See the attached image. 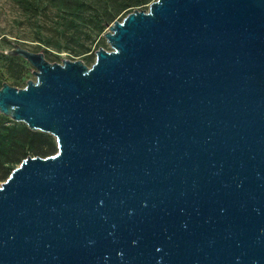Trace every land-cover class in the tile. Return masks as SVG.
<instances>
[{
    "label": "water",
    "instance_id": "95a60500",
    "mask_svg": "<svg viewBox=\"0 0 264 264\" xmlns=\"http://www.w3.org/2000/svg\"><path fill=\"white\" fill-rule=\"evenodd\" d=\"M96 60L16 44L0 112L50 132L0 184V264H264V0H153Z\"/></svg>",
    "mask_w": 264,
    "mask_h": 264
},
{
    "label": "rangeland",
    "instance_id": "374dc122",
    "mask_svg": "<svg viewBox=\"0 0 264 264\" xmlns=\"http://www.w3.org/2000/svg\"><path fill=\"white\" fill-rule=\"evenodd\" d=\"M133 1L0 0V87L4 82L23 87L28 79H36V68L26 58L8 53L16 44L44 52L50 61L82 59L92 65L99 47L111 49L104 36L107 23L122 20L135 8H149L150 2L131 5ZM11 56L16 58L11 60ZM29 130L33 131L27 123L0 112V184L27 153L36 155L31 150L25 153L19 143L4 146L6 134L24 136L29 144L54 145L58 150L53 134L38 130L34 132L39 134L33 136Z\"/></svg>",
    "mask_w": 264,
    "mask_h": 264
},
{
    "label": "trees",
    "instance_id": "16d2710c",
    "mask_svg": "<svg viewBox=\"0 0 264 264\" xmlns=\"http://www.w3.org/2000/svg\"><path fill=\"white\" fill-rule=\"evenodd\" d=\"M152 1L153 0H134L133 1L134 3L131 4V5H138V4L148 3V2H152ZM10 58H11V60H13L16 57L11 56ZM29 133L32 134L33 136L39 134L38 132H34V131H30V130H29ZM2 140L4 142V146H7V144L12 143V142L21 144V146L23 148V151L25 153H26L27 150H31L32 153H34L36 155L43 154V155H46L47 156V155L54 154L56 152V147H54V145L52 146V145L45 144V143L39 144L37 142L36 143L35 142H32V143L29 144L26 141V139H25L24 136L16 135L15 133L14 134H6ZM28 155L29 154L27 153L26 154V157ZM13 169L14 168H12L11 170L9 169V172H7V175H6V179L10 175V173L12 172Z\"/></svg>",
    "mask_w": 264,
    "mask_h": 264
}]
</instances>
